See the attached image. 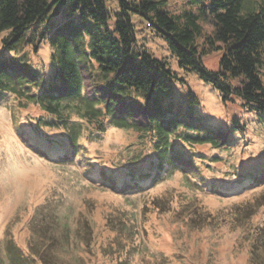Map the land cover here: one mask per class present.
I'll list each match as a JSON object with an SVG mask.
<instances>
[{
    "label": "trees",
    "instance_id": "1",
    "mask_svg": "<svg viewBox=\"0 0 264 264\" xmlns=\"http://www.w3.org/2000/svg\"><path fill=\"white\" fill-rule=\"evenodd\" d=\"M187 4L175 12L168 0H0V32H5L0 39V101L11 96L18 108L37 106L39 113L29 125H21L28 147L53 162L75 161L85 153L83 131L100 134L114 126L132 130L146 142L143 153L128 158L117 170L91 160L83 164L94 168V181L118 193L147 190L163 173L176 169L223 195L264 182V152L253 166L238 169L232 180L202 176L196 161L208 166L220 159V152L207 156L195 144L228 150L237 133H246L247 122L233 114L227 125H220L203 114L198 94L165 57L138 41L135 27L137 19L144 21L164 39L180 68L195 71L219 89L221 101L237 96L241 108L264 123V81L259 73L264 59V0ZM201 18L213 28L200 44ZM41 42L51 50L48 62L37 65L29 57L30 49L24 48L35 50ZM215 50L220 57L212 69L203 57ZM52 128L63 134L52 136ZM37 219L43 227L47 223L46 216ZM56 225L68 244V225ZM40 231L48 241L44 250L5 237L0 264H66L48 255L58 235Z\"/></svg>",
    "mask_w": 264,
    "mask_h": 264
},
{
    "label": "rangeland",
    "instance_id": "2",
    "mask_svg": "<svg viewBox=\"0 0 264 264\" xmlns=\"http://www.w3.org/2000/svg\"><path fill=\"white\" fill-rule=\"evenodd\" d=\"M168 5L175 12L188 6L187 0H168ZM200 23L202 34L197 40L201 44L213 26L208 19L201 18ZM135 25L138 41L154 55L165 57L198 94L203 114L220 125H227L233 114L247 122L246 133H237L235 145L228 150L195 144L207 156L220 152V159L208 166L196 161L202 176L226 182L235 178L238 169L261 159L264 123L257 115L242 109L237 96L221 101L219 89L195 71L180 68L164 39L144 21L137 19ZM4 34L0 32V39ZM38 44L35 50L24 49H30L29 57L40 65L48 62L51 49L46 42ZM219 57L220 51H211L203 63L216 69ZM259 69L264 81V59ZM177 88L184 86L177 84ZM38 113L34 104L18 108L11 96L0 101L1 247L5 237L11 236L23 247L31 243L41 250L48 243L40 231L43 228L58 235L48 255L66 264L120 260L127 264H264V182L223 195L176 169L163 173L147 190L118 193L94 181V168H87L85 162L117 170L128 158L142 154L146 142L128 129L109 126L100 134L88 129L81 138L85 147L81 160L53 162L28 147L27 138L20 134ZM60 132L52 128L50 133L59 136ZM44 214L43 227L37 218ZM57 222L68 225V244Z\"/></svg>",
    "mask_w": 264,
    "mask_h": 264
}]
</instances>
